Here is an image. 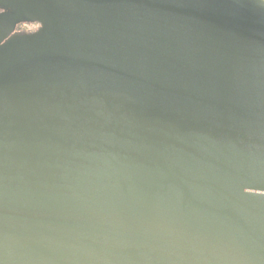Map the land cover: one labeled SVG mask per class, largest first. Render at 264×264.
Wrapping results in <instances>:
<instances>
[{"label": "water", "instance_id": "water-1", "mask_svg": "<svg viewBox=\"0 0 264 264\" xmlns=\"http://www.w3.org/2000/svg\"><path fill=\"white\" fill-rule=\"evenodd\" d=\"M0 5V264H264V0Z\"/></svg>", "mask_w": 264, "mask_h": 264}, {"label": "flooded vegetation", "instance_id": "flooded-vegetation-1", "mask_svg": "<svg viewBox=\"0 0 264 264\" xmlns=\"http://www.w3.org/2000/svg\"><path fill=\"white\" fill-rule=\"evenodd\" d=\"M0 24L7 29V35L0 42V49L16 40L25 41L40 26L36 20L24 17L16 18L15 12L11 8L2 5H0Z\"/></svg>", "mask_w": 264, "mask_h": 264}]
</instances>
